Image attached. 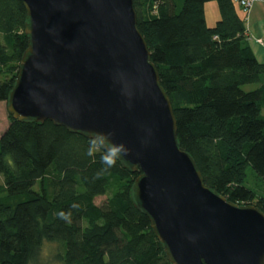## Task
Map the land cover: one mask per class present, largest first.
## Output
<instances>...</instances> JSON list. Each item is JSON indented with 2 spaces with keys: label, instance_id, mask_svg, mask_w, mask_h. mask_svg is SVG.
Returning a JSON list of instances; mask_svg holds the SVG:
<instances>
[{
  "label": "trees",
  "instance_id": "1",
  "mask_svg": "<svg viewBox=\"0 0 264 264\" xmlns=\"http://www.w3.org/2000/svg\"><path fill=\"white\" fill-rule=\"evenodd\" d=\"M132 1L180 147L207 187L264 213V62L248 44L245 13L235 0ZM209 1L219 13L212 26ZM26 22L20 0H0V102L28 47ZM9 119L0 134V264H40L46 242L61 247L60 264H171L133 197L139 171L121 160L105 171L99 155H86L91 139L49 120Z\"/></svg>",
  "mask_w": 264,
  "mask_h": 264
},
{
  "label": "water",
  "instance_id": "2",
  "mask_svg": "<svg viewBox=\"0 0 264 264\" xmlns=\"http://www.w3.org/2000/svg\"><path fill=\"white\" fill-rule=\"evenodd\" d=\"M28 47L13 118L123 145L132 185L171 264H264V213L207 187L177 140L171 100L132 0H20Z\"/></svg>",
  "mask_w": 264,
  "mask_h": 264
},
{
  "label": "crops",
  "instance_id": "3",
  "mask_svg": "<svg viewBox=\"0 0 264 264\" xmlns=\"http://www.w3.org/2000/svg\"><path fill=\"white\" fill-rule=\"evenodd\" d=\"M205 20L208 26H212L219 19V13L215 1H209L204 5ZM241 13H244L241 10ZM245 29L248 44L259 62H264V45L258 39L264 37V0H256L245 14Z\"/></svg>",
  "mask_w": 264,
  "mask_h": 264
},
{
  "label": "rangeland",
  "instance_id": "4",
  "mask_svg": "<svg viewBox=\"0 0 264 264\" xmlns=\"http://www.w3.org/2000/svg\"><path fill=\"white\" fill-rule=\"evenodd\" d=\"M255 84H246L242 88L244 90L254 89ZM9 113L7 109V102H0V134L7 127L9 123ZM248 180L246 184L248 186L256 185L257 179L253 175V171L250 167L247 168ZM0 184H2V177L0 176ZM261 187L264 189V183H260ZM106 201V196H98L94 199V202L98 205ZM61 247L56 243H45L40 253V264H60L57 260L56 254L60 253ZM56 253V254H55Z\"/></svg>",
  "mask_w": 264,
  "mask_h": 264
},
{
  "label": "clouds",
  "instance_id": "5",
  "mask_svg": "<svg viewBox=\"0 0 264 264\" xmlns=\"http://www.w3.org/2000/svg\"><path fill=\"white\" fill-rule=\"evenodd\" d=\"M86 155L93 159L99 155L101 163L105 166V171L116 166L117 162L128 155V150L123 145L113 144L102 136H95L89 142ZM64 217V214L61 213Z\"/></svg>",
  "mask_w": 264,
  "mask_h": 264
},
{
  "label": "built area",
  "instance_id": "6",
  "mask_svg": "<svg viewBox=\"0 0 264 264\" xmlns=\"http://www.w3.org/2000/svg\"><path fill=\"white\" fill-rule=\"evenodd\" d=\"M237 5L241 8V10L246 14L251 7V5L256 1V0H235ZM258 42L262 45H264V37L258 39Z\"/></svg>",
  "mask_w": 264,
  "mask_h": 264
}]
</instances>
